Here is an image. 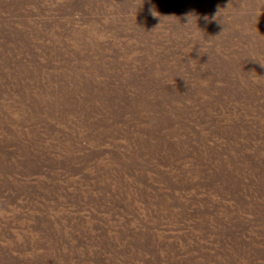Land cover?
Wrapping results in <instances>:
<instances>
[{"label": "rangeland", "instance_id": "1", "mask_svg": "<svg viewBox=\"0 0 264 264\" xmlns=\"http://www.w3.org/2000/svg\"><path fill=\"white\" fill-rule=\"evenodd\" d=\"M261 62L264 0H0V264H264Z\"/></svg>", "mask_w": 264, "mask_h": 264}, {"label": "clouds", "instance_id": "2", "mask_svg": "<svg viewBox=\"0 0 264 264\" xmlns=\"http://www.w3.org/2000/svg\"><path fill=\"white\" fill-rule=\"evenodd\" d=\"M150 11H151V14H152L154 17L157 16V12H156L154 9H152V10H150ZM190 22H191V20H190V17H189L187 23H190ZM220 22L223 23L222 20H221ZM187 23H186V24H187ZM223 24H224V23H223ZM261 64L264 65V63H262V62H261Z\"/></svg>", "mask_w": 264, "mask_h": 264}]
</instances>
